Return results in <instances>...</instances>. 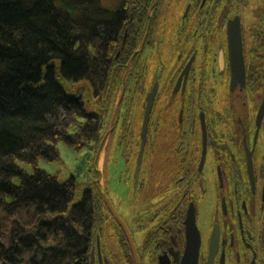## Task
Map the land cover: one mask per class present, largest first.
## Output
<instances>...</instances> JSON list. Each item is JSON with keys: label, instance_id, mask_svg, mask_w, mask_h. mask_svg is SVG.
<instances>
[{"label": "flooded vegetation", "instance_id": "af4514ba", "mask_svg": "<svg viewBox=\"0 0 264 264\" xmlns=\"http://www.w3.org/2000/svg\"><path fill=\"white\" fill-rule=\"evenodd\" d=\"M120 5L116 38L127 46L113 99L141 116L136 149L116 139L123 195L110 194V139L99 140L93 264H136L133 248L139 264H264V0H121L110 10Z\"/></svg>", "mask_w": 264, "mask_h": 264}, {"label": "trees", "instance_id": "16d2710c", "mask_svg": "<svg viewBox=\"0 0 264 264\" xmlns=\"http://www.w3.org/2000/svg\"><path fill=\"white\" fill-rule=\"evenodd\" d=\"M124 20L121 5L101 0H0V264H88L97 194L36 162L58 159L59 141L80 148L101 139Z\"/></svg>", "mask_w": 264, "mask_h": 264}, {"label": "rangeland", "instance_id": "374dc122", "mask_svg": "<svg viewBox=\"0 0 264 264\" xmlns=\"http://www.w3.org/2000/svg\"><path fill=\"white\" fill-rule=\"evenodd\" d=\"M121 0H101L104 8L112 9ZM125 40V36L123 38ZM123 42V41H122ZM82 86V85H80ZM88 99V96H86ZM86 109L89 112L94 111L92 104L86 101ZM126 109L129 110V116L127 121H124V114ZM117 111V112H116ZM119 114L120 119L118 125L115 124V119ZM141 108L136 105H129V103H123L120 107V111L117 110L115 101L112 98L108 103L107 110L102 113L101 117V136L106 139H110V146L108 147L107 154L109 157L106 162L109 176L108 188L112 192L119 190L123 195V180L122 187L119 179L117 178V169L122 168L121 164L118 163L114 165V153L118 146L119 136L125 137L124 142H129L132 149H136L137 145L135 143V138L138 133ZM86 117L77 116L78 122L85 121ZM115 124V125H114ZM75 130V124L68 128L69 132ZM57 148L59 150V158L55 160H48L42 156L38 157L36 165L38 168L45 170L51 175H55L59 181L66 180L69 177H73L76 182L82 184L85 187H89L92 191L97 190L99 182H101L103 176V156L101 154V141H90L88 144L76 148L73 145H69L63 141L57 143ZM17 164L24 169L27 173H31L33 170V165L25 161L18 160ZM116 172V173H115ZM12 182L15 184L19 183L18 177H13ZM129 182V180L127 181ZM7 200H11L10 196L6 197Z\"/></svg>", "mask_w": 264, "mask_h": 264}, {"label": "water", "instance_id": "95a60500", "mask_svg": "<svg viewBox=\"0 0 264 264\" xmlns=\"http://www.w3.org/2000/svg\"><path fill=\"white\" fill-rule=\"evenodd\" d=\"M122 43H124V40ZM154 90H155V85H154L152 91L150 92V94H148V96H149L147 99L148 103L145 106L144 117L142 120L141 130H140V146H139V151H138V157H137V163H136V172L135 173L138 172L140 164H141V156H142V153L144 150L145 137H146L147 121H148L149 111L151 108V99H152V96L154 94ZM106 203H107V206H108L110 212L112 213V215L119 220V216L117 215L116 211L113 209V207H112V205L108 199L106 200ZM126 235H127L128 239L130 240V243L132 244L131 237H130L129 232L127 230H126ZM97 246H98V256H99V259L101 261V253H100V249H99V238H98V236H97ZM132 247H133V245H132ZM90 255H91V264H93L94 249L91 250ZM133 255L136 259V264H139L134 248H133Z\"/></svg>", "mask_w": 264, "mask_h": 264}]
</instances>
